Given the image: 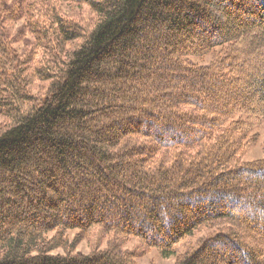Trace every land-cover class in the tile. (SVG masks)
<instances>
[{"label":"trees","instance_id":"obj_1","mask_svg":"<svg viewBox=\"0 0 264 264\" xmlns=\"http://www.w3.org/2000/svg\"><path fill=\"white\" fill-rule=\"evenodd\" d=\"M0 116V264H264V0H0Z\"/></svg>","mask_w":264,"mask_h":264},{"label":"rangeland","instance_id":"obj_2","mask_svg":"<svg viewBox=\"0 0 264 264\" xmlns=\"http://www.w3.org/2000/svg\"><path fill=\"white\" fill-rule=\"evenodd\" d=\"M23 22L15 23L12 24V33H15L21 26ZM21 41H19V45L22 44V40L25 39L24 36L20 37ZM210 60V57H207L205 62H208ZM5 119L0 116V124H3ZM253 133L256 134V140L254 142V145H252L246 152L244 156L245 161H254L257 159H260L264 157V121L260 123L258 127H256L253 130ZM77 231L73 230L71 231L70 237L73 238ZM207 231H203L198 233L194 238L189 239L185 242V244H181L178 248V251L175 255H172L170 257L163 256L158 248H152L142 255H139L136 257V263L137 264H176L178 258L184 254L188 248L192 245L193 242L196 241L198 237H200L202 234H204ZM91 236L90 238H84L76 247L75 253H84L88 254L90 253L92 249V244H91ZM107 245V240L104 241L102 244V247H105ZM139 246V240L137 238H132L129 239L125 243L124 248L125 249H135L136 247ZM57 252H64L63 250H58Z\"/></svg>","mask_w":264,"mask_h":264}]
</instances>
